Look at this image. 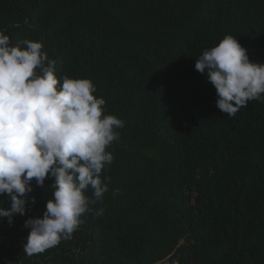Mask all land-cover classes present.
<instances>
[{
	"label": "trees",
	"instance_id": "16d2710c",
	"mask_svg": "<svg viewBox=\"0 0 264 264\" xmlns=\"http://www.w3.org/2000/svg\"><path fill=\"white\" fill-rule=\"evenodd\" d=\"M0 30L42 43L58 80L90 79L124 121L90 205L103 214L29 257L24 222L53 198L33 181L35 205L0 219V264H264V103L230 118L195 70L226 35L264 64V0H0Z\"/></svg>",
	"mask_w": 264,
	"mask_h": 264
},
{
	"label": "clouds",
	"instance_id": "9594fccd",
	"mask_svg": "<svg viewBox=\"0 0 264 264\" xmlns=\"http://www.w3.org/2000/svg\"><path fill=\"white\" fill-rule=\"evenodd\" d=\"M22 45L0 30V195L10 198V207L0 206V219L11 226L14 215L26 214L29 200L37 202L28 197L32 182L45 188L53 181L42 218L23 225L30 230L23 251L31 257L70 240L86 212L103 214L90 205L108 191L101 173L114 157L106 149L119 140L124 121L105 114V100L94 95L90 79L58 80L42 43L26 39ZM195 70L215 88L216 107L230 118L250 101L264 103V64L250 61L232 35L205 50ZM89 188L94 199L85 195Z\"/></svg>",
	"mask_w": 264,
	"mask_h": 264
},
{
	"label": "water",
	"instance_id": "95a60500",
	"mask_svg": "<svg viewBox=\"0 0 264 264\" xmlns=\"http://www.w3.org/2000/svg\"><path fill=\"white\" fill-rule=\"evenodd\" d=\"M13 26H16V25H13Z\"/></svg>",
	"mask_w": 264,
	"mask_h": 264
},
{
	"label": "rangeland",
	"instance_id": "374dc122",
	"mask_svg": "<svg viewBox=\"0 0 264 264\" xmlns=\"http://www.w3.org/2000/svg\"><path fill=\"white\" fill-rule=\"evenodd\" d=\"M183 243V242H182Z\"/></svg>",
	"mask_w": 264,
	"mask_h": 264
}]
</instances>
